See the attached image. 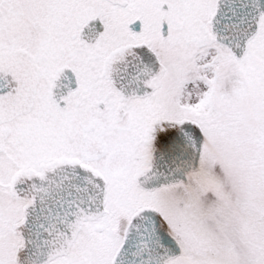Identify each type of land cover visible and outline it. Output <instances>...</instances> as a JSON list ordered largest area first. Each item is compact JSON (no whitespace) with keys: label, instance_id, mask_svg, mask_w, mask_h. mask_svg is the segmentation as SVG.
Instances as JSON below:
<instances>
[{"label":"snow or ice","instance_id":"6c2138e0","mask_svg":"<svg viewBox=\"0 0 264 264\" xmlns=\"http://www.w3.org/2000/svg\"><path fill=\"white\" fill-rule=\"evenodd\" d=\"M0 264H264V0H0Z\"/></svg>","mask_w":264,"mask_h":264}]
</instances>
